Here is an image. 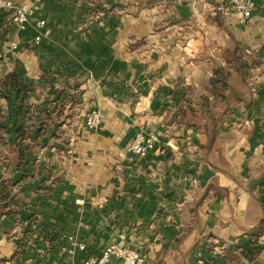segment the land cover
<instances>
[{
	"label": "crops",
	"instance_id": "1",
	"mask_svg": "<svg viewBox=\"0 0 264 264\" xmlns=\"http://www.w3.org/2000/svg\"><path fill=\"white\" fill-rule=\"evenodd\" d=\"M42 1L39 45L0 8V264H84L120 235L143 264H264V235L242 253L263 218L264 0L244 23L223 0ZM205 95L224 111L213 137L209 113H185ZM138 128L159 137L144 156L127 151Z\"/></svg>",
	"mask_w": 264,
	"mask_h": 264
},
{
	"label": "built area",
	"instance_id": "2",
	"mask_svg": "<svg viewBox=\"0 0 264 264\" xmlns=\"http://www.w3.org/2000/svg\"><path fill=\"white\" fill-rule=\"evenodd\" d=\"M254 5V0H223L216 6V10L224 17H228L234 12L239 13V20L244 23L252 15ZM0 8L10 12L11 21L19 30L26 29L29 22L33 20L34 35L32 42L34 45H39L42 39L47 35V23L45 18L41 15L43 11L42 0H34V2L30 3L0 0ZM17 47L18 44L16 41H11L9 43V48L11 50H15ZM100 119L101 112L99 110H94L87 114L85 123L88 127L93 128L99 124ZM158 141L159 137L156 132L138 128L127 146V151L138 156H144L155 147ZM68 249L70 251L84 250L85 244L82 241H78L74 236H69ZM112 256L120 258L124 264H143L144 262V256L129 246L125 242L124 236L120 235L116 241L107 244L99 255L86 258L84 264H106Z\"/></svg>",
	"mask_w": 264,
	"mask_h": 264
},
{
	"label": "trees",
	"instance_id": "3",
	"mask_svg": "<svg viewBox=\"0 0 264 264\" xmlns=\"http://www.w3.org/2000/svg\"><path fill=\"white\" fill-rule=\"evenodd\" d=\"M238 57L236 56L237 60V71L241 72L243 78H246L248 75V65L247 64H240L238 62ZM234 58V56H232ZM229 73L230 71L226 67H218L214 71V76L211 78L209 85L212 91V94H214L215 97H220L221 100L226 99V95L224 94V89L228 87V78H229ZM3 84L5 87H14V86H19L21 90L26 91L29 90L31 85L30 84H25L21 82L20 80L17 79V77L14 75V73H9L4 81ZM214 101H211L208 96H202L200 99L199 103V108L198 109H193L190 108L188 111L185 112L187 115L193 117V118H198L199 114L202 112H207L210 114L212 118V122L208 125H203L205 128L206 132H209L210 137H213V135L216 133V128H217V123H218V117L219 115L224 112L214 113L212 111V108L214 107L215 103ZM195 124L199 123L198 119L194 121ZM264 186V181L260 183V186ZM259 202L263 208V218L259 221V223L256 225L255 228H253L250 232L249 235L252 238V246L250 248H242V253L247 259H252L253 256L260 250L261 245L258 242V238L262 235H264V198L258 196Z\"/></svg>",
	"mask_w": 264,
	"mask_h": 264
},
{
	"label": "rangeland",
	"instance_id": "4",
	"mask_svg": "<svg viewBox=\"0 0 264 264\" xmlns=\"http://www.w3.org/2000/svg\"><path fill=\"white\" fill-rule=\"evenodd\" d=\"M94 110H99L100 112H101V110L99 109V108H93V109H91V110H89L86 114H85V116H84V126H85V128L87 127V128H90V127H88L87 125H86V123H85V118H86V116H87V114H89L91 111H94ZM101 120V119H100ZM98 126V125H97ZM96 126V127H97ZM93 128H95V127H93Z\"/></svg>",
	"mask_w": 264,
	"mask_h": 264
}]
</instances>
